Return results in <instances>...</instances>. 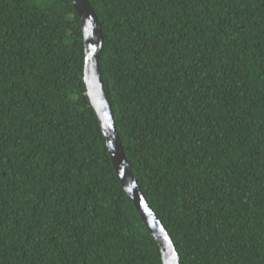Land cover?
I'll list each match as a JSON object with an SVG mask.
<instances>
[{
  "label": "trees",
  "instance_id": "1",
  "mask_svg": "<svg viewBox=\"0 0 264 264\" xmlns=\"http://www.w3.org/2000/svg\"><path fill=\"white\" fill-rule=\"evenodd\" d=\"M126 158L180 264H264V0H89ZM71 0H0V264H163L114 169Z\"/></svg>",
  "mask_w": 264,
  "mask_h": 264
},
{
  "label": "water",
  "instance_id": "2",
  "mask_svg": "<svg viewBox=\"0 0 264 264\" xmlns=\"http://www.w3.org/2000/svg\"><path fill=\"white\" fill-rule=\"evenodd\" d=\"M71 2L83 29L85 46L84 82L87 95L97 114L114 169L121 185L158 243L163 264H180V255L176 246L143 194L116 130L110 99L100 69L104 38L98 16L89 0H71Z\"/></svg>",
  "mask_w": 264,
  "mask_h": 264
}]
</instances>
